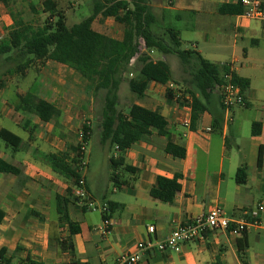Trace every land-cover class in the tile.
<instances>
[{
    "label": "crops",
    "instance_id": "crops-1",
    "mask_svg": "<svg viewBox=\"0 0 264 264\" xmlns=\"http://www.w3.org/2000/svg\"><path fill=\"white\" fill-rule=\"evenodd\" d=\"M44 1L16 0L9 7L0 3V33H9L13 28L12 13L19 6H29L33 13V5L35 15H47ZM260 2L264 11V0ZM236 3L237 0H163L165 17L151 8L158 18L154 28L162 25L164 30H177L183 45L186 41L182 38L187 35L191 48L184 50L198 52L220 68L233 65L235 76L249 80L244 107L226 111L218 91H213L204 101L207 111L195 125L191 124L190 130L184 128L185 119L192 122L193 110L191 96L185 94L190 86L180 62H174L175 71L171 67L173 82H153L141 97L131 92L127 77L120 87L119 109L128 114L137 105L158 111L166 119L167 132L174 143L185 149L183 159L168 154V139L156 132L124 153L109 144L102 145L99 109L92 93L86 91L90 85L64 65L47 61L40 69L38 78L48 88L46 97L24 89L22 80L30 71L0 88V132L7 130L16 135V128L24 133L16 135L23 141L17 151L0 139V158L21 171L20 176L0 173V255L4 261L115 264L121 256L137 252L140 243L163 242L179 225L215 208H221L231 219L245 220L260 204L264 205V12L261 18L219 12L223 5ZM93 29L116 40L124 36V27L113 18L98 17ZM80 85L85 91L79 90ZM170 90L175 95L172 100L167 95ZM29 92L55 105L60 116L43 123L36 116L18 111L21 98ZM180 96L182 105L177 99ZM85 123L92 129L86 147L88 199L68 207L70 219L80 231L72 235L69 223L58 212L57 197L73 193L76 183L54 172L47 157L67 153L71 160L76 159L73 149L81 143L78 134ZM255 123L261 125L257 136L253 135ZM96 157H101L108 167L102 187L94 177ZM111 159L136 172L120 169L118 175L124 185L117 188L113 184L109 199ZM239 169H245L248 175L244 185L236 181ZM160 177L180 184L171 203L151 196ZM108 203L120 204L123 209L111 215L113 226L106 235L102 232V208ZM260 216L262 226L250 228L240 237L212 231L204 240L181 245L174 251H146L139 264H264V212ZM151 226L155 228L153 234L148 233Z\"/></svg>",
    "mask_w": 264,
    "mask_h": 264
},
{
    "label": "trees",
    "instance_id": "trees-1",
    "mask_svg": "<svg viewBox=\"0 0 264 264\" xmlns=\"http://www.w3.org/2000/svg\"><path fill=\"white\" fill-rule=\"evenodd\" d=\"M16 0H0V3L9 7ZM92 15L73 27H68L65 14L60 10V0H45L43 7L49 17L42 26L23 19H14V26L8 36L0 43V56L5 62H18L16 70L11 75L24 76L35 64L52 61L77 72L88 84L96 107L101 118V144H109L119 152L124 153L136 143L151 137L156 132L168 139L166 152L175 158L183 159L186 151L174 143L167 132L166 119L158 111H150L133 105L128 114L119 109L120 87L129 74L134 78L129 80L132 93L143 96L151 83L167 85L174 81V76L168 58L176 57L187 76L186 83L190 86L185 94L192 99V125L207 111L204 103L217 86L224 83L223 76L228 67L220 68L207 62L200 53L184 50L180 33L168 28L163 35L154 32V25L158 18L154 14L149 0H91ZM245 0H237L236 4L223 5L219 12L223 15L240 16L245 13ZM36 14V8L31 5ZM113 18L116 23L124 27L122 40L109 38L93 29L98 17ZM143 46V50H142ZM153 54L162 58L153 59ZM134 61V65L132 62ZM234 81L244 92L250 87L249 80L234 76ZM4 82H0V88ZM169 100L174 99L173 90L168 91ZM200 97H199V96ZM178 103L182 105L181 96ZM18 111L38 117L43 123H50L60 116L59 109L52 103L29 92L22 97L17 108ZM261 125H253V135L260 134ZM86 134L84 141L89 142L92 129L86 123L82 126ZM0 139L8 147L19 150L23 146L20 137L2 130ZM73 151L79 152L78 148ZM54 172L67 179H73L77 184L80 179L78 160H71L69 154L59 153L47 157ZM259 165L262 164V152L259 156ZM111 182L120 188L123 184L118 175L120 169L135 173L136 170L125 166L123 162L111 159ZM0 173L21 175L20 169L0 158ZM248 175L245 169H239L236 181L239 185L246 184ZM180 184L175 180L163 177L151 191L154 199L171 203L180 191ZM79 199L72 191L67 197H57L58 212L62 220L69 223L71 234L77 235L80 231L77 224L70 219L68 207L76 204ZM108 214L104 219L123 206L108 203ZM3 259V256L0 255ZM3 264H8L3 260Z\"/></svg>",
    "mask_w": 264,
    "mask_h": 264
},
{
    "label": "built area",
    "instance_id": "built-area-1",
    "mask_svg": "<svg viewBox=\"0 0 264 264\" xmlns=\"http://www.w3.org/2000/svg\"><path fill=\"white\" fill-rule=\"evenodd\" d=\"M244 5L246 11L244 16L247 18H261L263 16V7L260 0H245ZM0 37V41H1ZM228 71L224 74V83L217 86L214 91H218L222 107L226 111H231L236 107H244L246 105V98L242 88L234 81V66L228 65ZM179 98V97H178ZM177 98V99H178ZM192 100H190V106ZM191 119L187 118L183 121V127L187 130L191 128ZM86 125L90 126L88 123ZM80 145L79 152L76 153V160H78V171L80 179L76 184V189L73 195L80 201L85 202L88 199V190L85 179V173L88 168V161L86 159L87 143L84 141L86 134L81 129L79 134ZM104 215L108 214V205L105 204L102 208ZM264 212V205L260 204L255 211L245 220H235L229 218L221 208H215L207 214L201 215L194 220L185 224L179 225L171 235L163 242L157 244L149 241L140 243L137 247V252L121 256L115 264H139L141 255L146 251L156 250L160 253L170 252L176 250L181 245L187 243H194L204 240L205 235L212 231H223L231 236L240 237L250 228H260L262 226L260 214ZM113 226L111 219H104V226L102 232L109 234ZM154 227L148 228V233L153 234ZM0 264H3V259L0 257Z\"/></svg>",
    "mask_w": 264,
    "mask_h": 264
},
{
    "label": "rangeland",
    "instance_id": "rangeland-1",
    "mask_svg": "<svg viewBox=\"0 0 264 264\" xmlns=\"http://www.w3.org/2000/svg\"><path fill=\"white\" fill-rule=\"evenodd\" d=\"M34 1L35 3H37L39 0H34ZM60 3H61L60 10H62V12L66 16L68 27H73L74 25L81 23L82 21H84L85 19L89 18L92 15V1L91 0H65V1H61ZM149 3H150V6H152V8L155 9L158 16L165 17L163 8H161V6L164 5L163 0H149ZM48 17H49L48 14L40 17V14L35 15L31 13L29 6H25L24 8H20L19 6L12 13L13 20L23 19V20H26L27 22H33L37 26H42ZM99 29H101V27H99ZM153 30L158 35H163L165 32L164 27L162 25H160L158 28H153ZM7 36H8V33L6 32L3 35L0 33V37L2 38L0 43L3 40H5V37ZM182 39L183 41H186L185 44L183 45V49L191 48L190 43L192 42L191 40H189L188 36L184 34ZM142 50H143V46H142ZM152 56L155 61H158L160 58H162L158 54H153ZM168 62L175 71L176 68H175L174 62L179 63V60L176 57H170L168 58ZM44 64L43 63L35 64L34 67L31 70H29L30 73H28V76L24 78L26 80H22V82L24 81L23 82L24 89L30 88L32 89L34 93L39 92L40 96L42 97L47 96V89H48V88L47 89L44 88L45 85L42 84L41 78H38L39 71L40 69L44 67ZM17 66H18V62L16 61L15 62L14 61L5 62V58L3 56H0V82H4L5 84L6 82L11 81L12 78L14 77L16 78V81H17L18 79L17 77H19L20 75L18 74L11 75V72L15 71ZM78 76L82 78L79 74ZM126 77L128 79H132V77L129 74ZM79 90L85 91L84 85H80ZM86 91L91 93V90L89 88H87ZM60 106H63L61 102H60ZM13 131L18 136L24 135V133L19 129L13 128ZM74 142H76V140H74ZM92 146L93 145H91V147ZM96 149H97V146H96ZM107 172H108V167L106 166L104 161H102L101 157H96L94 177L96 181L99 182L100 187L104 186ZM108 186H109L108 198L110 199V197L113 195L112 194L113 183L109 181Z\"/></svg>",
    "mask_w": 264,
    "mask_h": 264
}]
</instances>
